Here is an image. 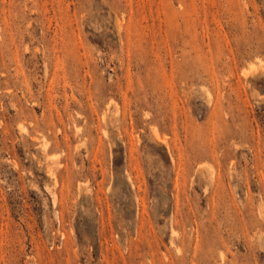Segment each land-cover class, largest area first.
<instances>
[{
  "label": "rangeland",
  "instance_id": "374dc122",
  "mask_svg": "<svg viewBox=\"0 0 264 264\" xmlns=\"http://www.w3.org/2000/svg\"><path fill=\"white\" fill-rule=\"evenodd\" d=\"M0 264H264V0H0Z\"/></svg>",
  "mask_w": 264,
  "mask_h": 264
}]
</instances>
